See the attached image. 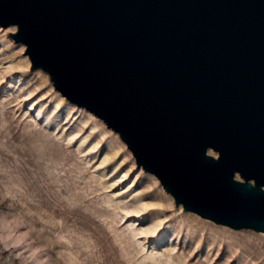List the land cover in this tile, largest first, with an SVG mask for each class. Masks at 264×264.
Returning a JSON list of instances; mask_svg holds the SVG:
<instances>
[{
	"label": "water",
	"instance_id": "obj_1",
	"mask_svg": "<svg viewBox=\"0 0 264 264\" xmlns=\"http://www.w3.org/2000/svg\"><path fill=\"white\" fill-rule=\"evenodd\" d=\"M0 24L176 207L264 232V0H0Z\"/></svg>",
	"mask_w": 264,
	"mask_h": 264
},
{
	"label": "rangeland",
	"instance_id": "obj_2",
	"mask_svg": "<svg viewBox=\"0 0 264 264\" xmlns=\"http://www.w3.org/2000/svg\"><path fill=\"white\" fill-rule=\"evenodd\" d=\"M16 31L0 24V264H264V232L176 207L118 133L30 68ZM139 200L143 216L123 217ZM150 220L155 244L134 234Z\"/></svg>",
	"mask_w": 264,
	"mask_h": 264
},
{
	"label": "bare ground",
	"instance_id": "obj_3",
	"mask_svg": "<svg viewBox=\"0 0 264 264\" xmlns=\"http://www.w3.org/2000/svg\"><path fill=\"white\" fill-rule=\"evenodd\" d=\"M32 106V105H31ZM36 112H38V110L36 111ZM70 134H72V132L70 133ZM81 142H83V139L82 140H80V143ZM95 144L96 143H91L90 145L93 147V146H95ZM90 146V147H91ZM133 192V191H132ZM141 200H142V198H140ZM143 203H141L140 202V200L139 201H136L135 203H133V205L132 206H130V207H124L122 210H121V214H122V216L124 217V215L127 213H130V212H135V214L136 213H138V214H136V216H138L139 218H141L142 216H143ZM119 213V212H118ZM155 224H156V222L155 221H153V220H150V222L148 221V223H147V227H146V229L145 230H142V229H140V230H136V232H134V234H137V235H142V234H144V239H147L148 238V233L149 232H154V237L152 238V241L151 242H153V244H155L159 239H161L162 238V236H163V232H160L159 233V231L157 230V228H155ZM151 255V254H150ZM153 255H151V257H152ZM152 259V258H151ZM154 260V259H153Z\"/></svg>",
	"mask_w": 264,
	"mask_h": 264
}]
</instances>
